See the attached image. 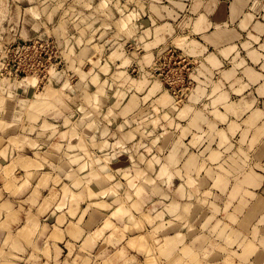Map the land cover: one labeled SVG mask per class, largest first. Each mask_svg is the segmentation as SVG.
<instances>
[{
  "label": "rangeland",
  "instance_id": "obj_1",
  "mask_svg": "<svg viewBox=\"0 0 264 264\" xmlns=\"http://www.w3.org/2000/svg\"><path fill=\"white\" fill-rule=\"evenodd\" d=\"M0 264H264V0H0Z\"/></svg>",
  "mask_w": 264,
  "mask_h": 264
},
{
  "label": "bare ground",
  "instance_id": "obj_2",
  "mask_svg": "<svg viewBox=\"0 0 264 264\" xmlns=\"http://www.w3.org/2000/svg\"><path fill=\"white\" fill-rule=\"evenodd\" d=\"M191 160V159H190ZM190 163H192V162H190ZM99 185V184H98ZM100 187V186H99ZM107 189V188H106ZM103 190H105V187H104V189ZM90 196H93V194H90ZM89 196V197H90ZM94 196H97V194L96 195H94Z\"/></svg>",
  "mask_w": 264,
  "mask_h": 264
}]
</instances>
